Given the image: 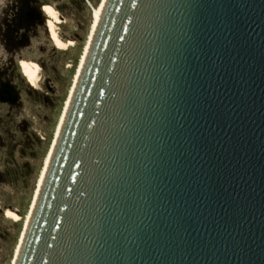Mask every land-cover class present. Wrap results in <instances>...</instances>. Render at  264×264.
Segmentation results:
<instances>
[{"label": "water", "instance_id": "obj_1", "mask_svg": "<svg viewBox=\"0 0 264 264\" xmlns=\"http://www.w3.org/2000/svg\"><path fill=\"white\" fill-rule=\"evenodd\" d=\"M16 264H264V0H107Z\"/></svg>", "mask_w": 264, "mask_h": 264}, {"label": "rangeland", "instance_id": "obj_2", "mask_svg": "<svg viewBox=\"0 0 264 264\" xmlns=\"http://www.w3.org/2000/svg\"><path fill=\"white\" fill-rule=\"evenodd\" d=\"M103 2L0 0V264L15 262ZM44 5L58 12L59 37L70 41L65 48L49 35ZM25 63L39 66L35 87ZM7 209L19 218H8Z\"/></svg>", "mask_w": 264, "mask_h": 264}, {"label": "bare ground", "instance_id": "obj_3", "mask_svg": "<svg viewBox=\"0 0 264 264\" xmlns=\"http://www.w3.org/2000/svg\"><path fill=\"white\" fill-rule=\"evenodd\" d=\"M106 1L107 0H104L103 2V5H102V8H101V11H95V19H96V24H95V27H94V30H93V33L91 35V39H90V42L88 44V47L85 51V54H84V59L82 61V64H81V67H80V70H79V73H78V76L76 77V80L74 82V85H73V88H72V92H71V95H70V98H69V101H68V105H67V108H66V111L64 112V116L61 120V125L59 126V131H58V134L55 138V141H54V144H53V147L47 157V161L45 163V169H44V174H43V178H42V181H41V185H40V188H39V191H38V194H37V197H36V200L35 202L33 203V208H32V211L30 213V217L28 219V222L26 223L25 225V228L23 230V233H22V240H21V243H20V246H19V250H18V253H17V256H16V259H15V262L14 264H16L17 262V258L19 256V253H20V250H21V247H22V243H23V240H24V237H25V234H26V231H27V228H28V225H29V222L31 220V216L33 214V211L35 209V206H36V203H37V199H38V196L40 194V191H41V188H42V185H43V182H44V179H45V176H46V172H47V169H48V166L50 164V161H51V158L53 156V153H54V150H55V146L57 144V141H58V137L60 135V132H61V128L63 126V123H64V120L66 118V114L68 112V109H69V106H70V103H71V100L73 98V94L75 92V89H76V86H77V83H78V80H79V77H80V74L82 72V69H83V66L85 64V61H86V58H87V55H88V52H89V49H90V46H91V43H92V40H93V36H94V33L96 31V28L99 24V21L101 19V16L103 14V10L105 8V4H106ZM42 10H43V13L45 14V16L49 19V22L47 24V28H48V32H49V35L53 41V43L56 45L55 47H59V48H65L67 45L70 44V41H66V42H63L61 40V38L59 37V34L57 32V27H56V24L59 22V16H58V12L50 5H44L42 7ZM30 65H32V63H25L23 65V70H24V73H25V77L28 81V83L32 86V87H35L36 84H37V81H38V75H39V66L36 65L37 67L35 69H33L32 67H30ZM35 65V64H34ZM29 73H31V79H29ZM5 215L8 217V218H11L13 220H17L19 217L16 213L10 211V210H6L5 211Z\"/></svg>", "mask_w": 264, "mask_h": 264}, {"label": "clouds", "instance_id": "obj_4", "mask_svg": "<svg viewBox=\"0 0 264 264\" xmlns=\"http://www.w3.org/2000/svg\"><path fill=\"white\" fill-rule=\"evenodd\" d=\"M21 63H23V62H21ZM30 67H32L33 69H35L37 66L36 65H34V64H32V65H30ZM31 73H29V79H31Z\"/></svg>", "mask_w": 264, "mask_h": 264}]
</instances>
